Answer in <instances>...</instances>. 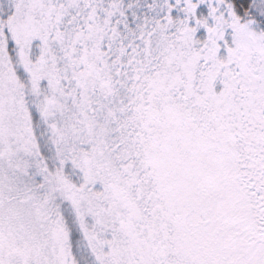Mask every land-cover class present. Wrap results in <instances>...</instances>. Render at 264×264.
<instances>
[{
    "label": "snow or ice",
    "instance_id": "6c2138e0",
    "mask_svg": "<svg viewBox=\"0 0 264 264\" xmlns=\"http://www.w3.org/2000/svg\"><path fill=\"white\" fill-rule=\"evenodd\" d=\"M0 264H264V0H0Z\"/></svg>",
    "mask_w": 264,
    "mask_h": 264
}]
</instances>
